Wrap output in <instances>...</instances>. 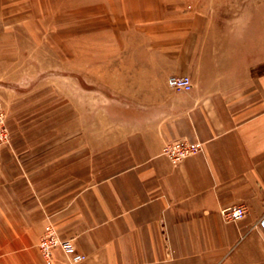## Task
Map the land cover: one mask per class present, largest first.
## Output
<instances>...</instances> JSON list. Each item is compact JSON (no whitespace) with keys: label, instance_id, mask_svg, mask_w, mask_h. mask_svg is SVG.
Listing matches in <instances>:
<instances>
[{"label":"crops","instance_id":"1","mask_svg":"<svg viewBox=\"0 0 264 264\" xmlns=\"http://www.w3.org/2000/svg\"><path fill=\"white\" fill-rule=\"evenodd\" d=\"M162 3L131 66L100 78L83 150L75 121L0 147V264H264V0ZM179 137L202 148L174 163L162 146ZM232 204L247 211L227 221ZM47 221L85 257L55 246L47 263Z\"/></svg>","mask_w":264,"mask_h":264},{"label":"rangeland","instance_id":"2","mask_svg":"<svg viewBox=\"0 0 264 264\" xmlns=\"http://www.w3.org/2000/svg\"><path fill=\"white\" fill-rule=\"evenodd\" d=\"M162 1L0 0V114L7 130L0 147L21 131L56 135L75 121L83 150L108 96L100 78L115 74L119 62L131 66L135 45L150 34L143 23L163 18Z\"/></svg>","mask_w":264,"mask_h":264},{"label":"built area","instance_id":"3","mask_svg":"<svg viewBox=\"0 0 264 264\" xmlns=\"http://www.w3.org/2000/svg\"><path fill=\"white\" fill-rule=\"evenodd\" d=\"M167 83L169 86L178 90H189L192 87V80L187 74L169 75L167 78ZM6 132L7 130L3 123V117L0 114V142L5 140L7 137ZM201 148L202 141L179 137L166 141L162 146V153L167 155L170 160L175 163L187 155L199 151ZM246 211L247 209L243 204H232L220 209L222 217L227 221H234L244 217ZM254 226L260 230L261 238L264 242V211L257 218ZM55 246L61 247L68 255L71 262H76L85 257L84 254L75 251L70 238L61 237L55 225L52 222H47L38 242L39 250L47 263H50L52 260L51 250Z\"/></svg>","mask_w":264,"mask_h":264}]
</instances>
